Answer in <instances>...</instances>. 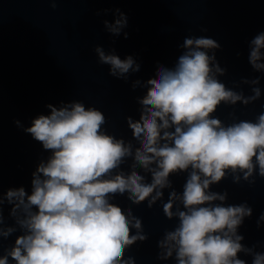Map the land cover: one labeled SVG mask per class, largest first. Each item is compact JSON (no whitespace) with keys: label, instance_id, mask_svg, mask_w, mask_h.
Returning <instances> with one entry per match:
<instances>
[{"label":"clouds","instance_id":"1","mask_svg":"<svg viewBox=\"0 0 264 264\" xmlns=\"http://www.w3.org/2000/svg\"><path fill=\"white\" fill-rule=\"evenodd\" d=\"M96 15L105 16L113 39L129 36L121 7ZM221 47L209 35L185 36L174 65L135 81L143 95L140 119L127 121L130 135L118 134L102 108L82 99L48 103L49 111L28 125L16 119L47 154L32 172L30 191L25 185L0 191V243L8 241L0 264H138L131 250L150 234L132 205L144 204H159L174 221L157 241L163 264H249L241 253L264 264V243L250 246L240 231L253 207L229 202L228 190L214 187L227 178L249 185L264 179V110L251 117L239 111L264 99V30L249 41L248 60L259 75L231 86L222 79L228 69L217 58ZM94 51L113 77L132 83L144 71L114 45ZM225 106L231 110L222 118ZM180 175H186L182 190L173 180ZM257 226L264 227V212Z\"/></svg>","mask_w":264,"mask_h":264},{"label":"water","instance_id":"2","mask_svg":"<svg viewBox=\"0 0 264 264\" xmlns=\"http://www.w3.org/2000/svg\"><path fill=\"white\" fill-rule=\"evenodd\" d=\"M57 4L53 8L51 0H0V191L20 185L30 191L32 172L41 154H47L40 142L16 125V119L28 125L32 117L49 111L48 103L82 99L102 108L118 134L130 135L127 121L140 119L137 101L143 95L134 90L135 81L157 78L161 64L174 65L185 36L209 35L218 40L222 47L217 58L228 69L222 79L230 86L242 76L259 75L248 55L249 41L264 30V0H57ZM115 6L129 16L127 38L122 33L113 39L104 30L105 16L96 15L97 9ZM105 15L113 19L111 13ZM97 44L114 45L122 57L134 55L144 71L132 83L111 76L108 66L98 62ZM245 91H250L248 86ZM230 110L221 109L222 118ZM261 110L264 99L239 108L249 117ZM185 179L186 175L174 176L175 187L182 190ZM214 187L227 189L229 202L246 200L253 207V216L240 231L246 244L264 243V227L257 226L264 212V179L249 185L227 178ZM118 203L129 206L127 200ZM132 207L150 234L147 241L133 246L132 254L138 264H163L157 259V241L174 221L159 204ZM7 243H0V252ZM241 256L251 264V257Z\"/></svg>","mask_w":264,"mask_h":264}]
</instances>
